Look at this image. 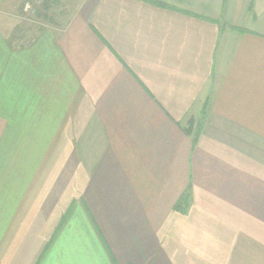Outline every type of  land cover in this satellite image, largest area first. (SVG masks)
Returning a JSON list of instances; mask_svg holds the SVG:
<instances>
[{
  "label": "crops",
  "instance_id": "0c3cea01",
  "mask_svg": "<svg viewBox=\"0 0 264 264\" xmlns=\"http://www.w3.org/2000/svg\"><path fill=\"white\" fill-rule=\"evenodd\" d=\"M0 264H264V0H0Z\"/></svg>",
  "mask_w": 264,
  "mask_h": 264
},
{
  "label": "trees",
  "instance_id": "16d2710c",
  "mask_svg": "<svg viewBox=\"0 0 264 264\" xmlns=\"http://www.w3.org/2000/svg\"><path fill=\"white\" fill-rule=\"evenodd\" d=\"M157 4H160V5H163V6H167V5H165V4H162V3H157Z\"/></svg>",
  "mask_w": 264,
  "mask_h": 264
},
{
  "label": "built area",
  "instance_id": "2783aa9c",
  "mask_svg": "<svg viewBox=\"0 0 264 264\" xmlns=\"http://www.w3.org/2000/svg\"><path fill=\"white\" fill-rule=\"evenodd\" d=\"M25 9H27V5H26Z\"/></svg>",
  "mask_w": 264,
  "mask_h": 264
},
{
  "label": "rangeland",
  "instance_id": "374dc122",
  "mask_svg": "<svg viewBox=\"0 0 264 264\" xmlns=\"http://www.w3.org/2000/svg\"><path fill=\"white\" fill-rule=\"evenodd\" d=\"M27 13V12H26Z\"/></svg>",
  "mask_w": 264,
  "mask_h": 264
}]
</instances>
